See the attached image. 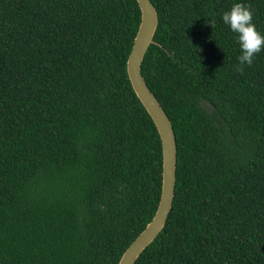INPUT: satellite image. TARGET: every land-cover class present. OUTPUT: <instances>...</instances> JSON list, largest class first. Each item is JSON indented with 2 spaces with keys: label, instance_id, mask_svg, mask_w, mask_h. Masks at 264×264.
Here are the masks:
<instances>
[{
  "label": "trees",
  "instance_id": "trees-1",
  "mask_svg": "<svg viewBox=\"0 0 264 264\" xmlns=\"http://www.w3.org/2000/svg\"><path fill=\"white\" fill-rule=\"evenodd\" d=\"M151 1L142 74L177 179L136 264H264V50L235 70L233 0ZM242 2L264 34V0ZM140 23L137 0H0V264H118L153 219L162 143L127 73Z\"/></svg>",
  "mask_w": 264,
  "mask_h": 264
},
{
  "label": "water",
  "instance_id": "water-1",
  "mask_svg": "<svg viewBox=\"0 0 264 264\" xmlns=\"http://www.w3.org/2000/svg\"><path fill=\"white\" fill-rule=\"evenodd\" d=\"M141 10V23L127 61L129 80L138 99L152 118L161 138L163 149L162 192L158 209L145 229L123 253L118 264H136L141 254L158 237L173 208L177 179V138L173 124L143 74L142 63L158 27L159 18L151 0H137ZM201 106L209 113L214 106L203 99Z\"/></svg>",
  "mask_w": 264,
  "mask_h": 264
},
{
  "label": "clouds",
  "instance_id": "clouds-1",
  "mask_svg": "<svg viewBox=\"0 0 264 264\" xmlns=\"http://www.w3.org/2000/svg\"><path fill=\"white\" fill-rule=\"evenodd\" d=\"M221 20L235 35L239 54L234 68L237 72L242 71L244 66H251L255 56L264 50V34L257 30L252 22V10L242 0H233L231 6L221 14Z\"/></svg>",
  "mask_w": 264,
  "mask_h": 264
}]
</instances>
